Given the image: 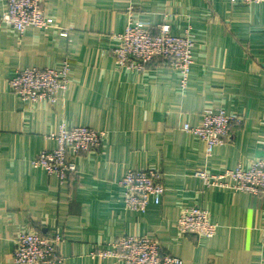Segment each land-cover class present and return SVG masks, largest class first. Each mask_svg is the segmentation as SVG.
I'll return each mask as SVG.
<instances>
[{"label": "crops", "instance_id": "1", "mask_svg": "<svg viewBox=\"0 0 264 264\" xmlns=\"http://www.w3.org/2000/svg\"><path fill=\"white\" fill-rule=\"evenodd\" d=\"M0 0V264H13L14 239L28 229L58 233L59 264H123L93 257L124 236L149 237L183 264H264V197L207 188L199 169L217 175L244 168L264 150V4L242 0H43L46 30L17 33L1 21ZM156 33L192 36L185 88L156 58L144 70L117 66L112 34L129 20ZM63 34H66L65 36ZM69 65L66 90L53 104L24 102L11 92L17 70ZM207 109L242 115L224 145H205L182 130ZM103 132L101 147L74 158L63 183L33 159L55 143L60 126ZM160 170L164 195L144 213L125 207L119 181L129 170ZM208 212L212 238L181 235V210Z\"/></svg>", "mask_w": 264, "mask_h": 264}, {"label": "built area", "instance_id": "2", "mask_svg": "<svg viewBox=\"0 0 264 264\" xmlns=\"http://www.w3.org/2000/svg\"><path fill=\"white\" fill-rule=\"evenodd\" d=\"M43 0H6V12L1 21L20 35L26 28L46 30L49 28L43 11ZM246 5L264 4V0H242ZM132 12L120 34H112L115 44L110 49L117 66L131 71H142L152 60L159 58L165 65L180 75L181 87L185 88L192 65V36H173L168 25H159L156 33L133 20ZM64 36L66 34H63ZM69 65L63 62L61 68H31L17 70L9 81L12 93L24 102L53 104L58 93L66 90ZM242 115H228L221 109H207L203 112L198 126L184 124L182 130L204 143L206 156L216 146L224 145L230 137L233 126L244 123ZM104 133L85 126L68 128L60 126L57 133L49 138L55 143L51 150H43L32 161L34 168H41L49 176H55L60 183L75 173L74 158L98 150ZM207 188H222L245 192L254 197H264V150L260 157L244 168L239 164L233 170L217 175L199 169L195 172ZM163 176L160 170H129L119 181L122 201L125 207L137 213H144L150 203L159 205L164 195ZM175 227L181 235L198 238H212L216 226L209 219L207 211L190 207L181 210ZM264 230V226H262ZM62 237L58 233L43 236L38 232L24 229L14 239L13 264H59L58 247ZM93 257L116 259L123 264H183L177 257L162 251L158 242L149 237L124 236L117 238L105 248L97 250Z\"/></svg>", "mask_w": 264, "mask_h": 264}]
</instances>
